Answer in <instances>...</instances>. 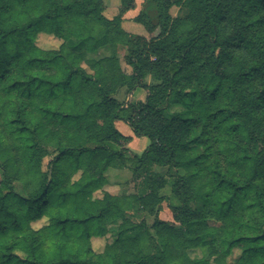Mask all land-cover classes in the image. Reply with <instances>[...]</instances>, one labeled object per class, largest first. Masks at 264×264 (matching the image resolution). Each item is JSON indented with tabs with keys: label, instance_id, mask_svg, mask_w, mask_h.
Wrapping results in <instances>:
<instances>
[{
	"label": "trees",
	"instance_id": "trees-1",
	"mask_svg": "<svg viewBox=\"0 0 264 264\" xmlns=\"http://www.w3.org/2000/svg\"><path fill=\"white\" fill-rule=\"evenodd\" d=\"M135 7L0 0V264H264V0H146L132 21L150 39L124 28ZM118 121L150 140L141 155ZM111 167L136 194L104 190Z\"/></svg>",
	"mask_w": 264,
	"mask_h": 264
},
{
	"label": "rangeland",
	"instance_id": "rangeland-1",
	"mask_svg": "<svg viewBox=\"0 0 264 264\" xmlns=\"http://www.w3.org/2000/svg\"><path fill=\"white\" fill-rule=\"evenodd\" d=\"M104 1H105V5L107 8L108 17L111 18V17L116 16L119 13L120 0H104ZM171 13L174 16H179L182 18L188 15L187 10L176 8V7L172 8ZM124 28L128 32H131L133 34L143 35L147 37L148 39H150L151 37H156L160 32L159 30H157L155 33L149 34L142 25L137 24L132 20H126V25L124 23ZM35 41L40 48L45 49V50L58 49L62 44V41L59 40L58 38L52 35L44 34V33L37 34ZM109 54H110L109 49L105 48L101 50L98 54L87 55L85 57L83 66L88 69L90 68V65L94 61L101 59L103 57L109 56ZM124 54H125L124 52H121L122 56ZM123 67L124 69L130 72L131 69L128 68L124 62H123ZM146 82L149 84H152L153 80L151 78H148ZM127 97H128V91L126 88L122 89L117 95V99L121 103H125L127 101ZM145 97H146V92L142 89H137L136 93H134L132 101H135L138 99H141V101H144ZM180 110H182V108L178 106H173L171 108V112H177ZM149 145H150V140L148 138L146 137L136 138L135 143H133L132 149L130 147L129 149L133 153L141 155L148 148ZM156 172L161 175H166L168 172V169L167 168H156ZM106 176L108 179V184L104 188L105 191H108L112 193L113 195H132V194L137 193L136 186L138 182L131 170L111 167L107 171ZM16 186H17L18 191H23V184L21 182L18 181L16 183ZM162 193L165 195L167 194L169 195L170 187L165 189ZM97 196L101 197V194L97 193ZM194 207L199 209L201 207V203H197L196 205H194ZM159 218L163 221H170V222L173 221L172 214H171V211L167 203H164L163 210L160 213ZM148 221L149 223H152L153 218L148 217ZM45 223L46 221L36 222V223H33V227L38 228L44 225ZM108 225L113 233H115L119 227V223L114 222V221L109 222ZM112 236L113 234L105 238H94L92 240L94 249L98 252H101L104 249V246L106 245V243L112 239ZM190 254L192 257H196V258L202 257V254L200 253V251L190 252ZM233 255H234V258H237L240 255V251L238 250L234 251Z\"/></svg>",
	"mask_w": 264,
	"mask_h": 264
},
{
	"label": "crops",
	"instance_id": "crops-1",
	"mask_svg": "<svg viewBox=\"0 0 264 264\" xmlns=\"http://www.w3.org/2000/svg\"><path fill=\"white\" fill-rule=\"evenodd\" d=\"M145 3H146V0H136V7H135V9L134 10H131V11H129V12H127L125 14V17H124L125 20H133L135 17H137L140 14V12L144 9ZM125 25H126V22H125ZM127 100H129V94H128ZM138 100H141V99H138ZM116 127L118 128V130L121 133L123 132V134L125 136L132 137V140H131V142L128 145V148L130 147L132 149L133 143H135V139L137 137L134 136L131 127L127 123H125L123 121L116 122ZM136 144H137V142H136Z\"/></svg>",
	"mask_w": 264,
	"mask_h": 264
}]
</instances>
